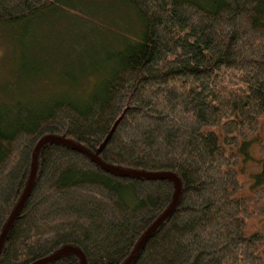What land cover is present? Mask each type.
Instances as JSON below:
<instances>
[{
	"label": "trees",
	"instance_id": "1",
	"mask_svg": "<svg viewBox=\"0 0 264 264\" xmlns=\"http://www.w3.org/2000/svg\"><path fill=\"white\" fill-rule=\"evenodd\" d=\"M89 1L102 0H0V26ZM115 1L137 27L122 8L115 26L132 35H113L114 51L62 56L63 84L39 103L0 86V234L35 145L56 136L113 168L179 180L175 209L131 264H264V0ZM16 61L34 87L38 62ZM174 191L168 179L116 175L47 143L0 264H32L65 246L86 264H123ZM46 264L81 263L68 254Z\"/></svg>",
	"mask_w": 264,
	"mask_h": 264
},
{
	"label": "rangeland",
	"instance_id": "2",
	"mask_svg": "<svg viewBox=\"0 0 264 264\" xmlns=\"http://www.w3.org/2000/svg\"><path fill=\"white\" fill-rule=\"evenodd\" d=\"M81 7L74 9L80 11H71L69 8L50 13L43 11L41 17L34 18L30 23L15 27L0 26V86L8 89L12 97L24 96L27 101L42 102V96L49 93V88L63 84L60 73L66 64L61 61L62 56L68 58L72 53L114 51L116 47L112 42L113 35L116 38L132 35H128V32L125 34V29L122 28L125 22L121 21L123 23L120 27L115 26L121 18L124 20L122 14H125L122 9L125 7L119 1H89ZM126 10L132 16L128 18L133 25L132 29L136 28L135 15L131 9ZM112 16L116 17L115 20H111ZM100 46L104 48L101 49ZM16 53L31 58L33 63L38 62L35 71L38 78L31 77L32 80H37L34 87L30 85L31 81L20 76V73H24V67H21L20 61H16ZM39 55H42L41 60ZM10 62L14 68L10 67L9 70L7 66ZM42 62L50 68L46 75L41 74ZM35 87L37 90L33 89ZM45 87L47 90H44Z\"/></svg>",
	"mask_w": 264,
	"mask_h": 264
},
{
	"label": "water",
	"instance_id": "3",
	"mask_svg": "<svg viewBox=\"0 0 264 264\" xmlns=\"http://www.w3.org/2000/svg\"><path fill=\"white\" fill-rule=\"evenodd\" d=\"M47 143H56V144H62V145L68 146V147L72 148L73 150L78 151V152L86 155L87 157H89L101 169H103L107 172H110V173H114L116 175L125 176V177H138V178H145V179H168V180L173 182L175 191H174V195H173L171 204L166 209V211H164L162 213V215H160L158 217V219H156V221L147 229V231L143 234L141 239L138 241V243L135 246L134 250L132 251L131 255L123 263V264H131L132 261L137 256V254L139 253L142 246L145 244L147 239L150 237V235L160 226V224L175 209L177 202H178V199H179V195H180V182H179V180L174 175L169 174V173H140V172L124 171V170L113 168L109 165L103 164L101 161H99V159L96 156L90 154L84 148H82V147H80V146H78V145H76L70 141H67L61 137H56V136H45V137H43L41 140L38 141V143L35 145V147L32 151L31 169H30L28 182H27V185L25 187V190H24L20 200L18 201V203L14 207L9 219L7 220L6 224L4 225V227L1 231V234H0V252H1V248L3 245L4 239L6 237V234L9 230L10 226L14 222L18 212L20 211L23 203L27 199V197L30 193V190L32 188L33 180L35 178V173H36V164H37L38 153H39L40 149ZM68 254H75L79 258L81 264H86V260H85L84 255L82 254V252L80 250H78L77 248L70 247V246H65L61 250H59L58 252L51 255L50 257L36 261L32 264H46L50 261L57 259L58 257L66 256Z\"/></svg>",
	"mask_w": 264,
	"mask_h": 264
}]
</instances>
